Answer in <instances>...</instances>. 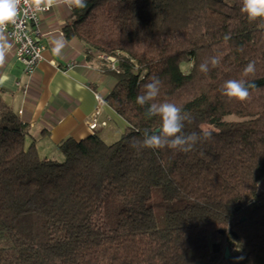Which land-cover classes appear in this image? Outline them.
Listing matches in <instances>:
<instances>
[{
	"label": "trees",
	"instance_id": "trees-1",
	"mask_svg": "<svg viewBox=\"0 0 264 264\" xmlns=\"http://www.w3.org/2000/svg\"><path fill=\"white\" fill-rule=\"evenodd\" d=\"M86 2L63 34L113 80L103 102L126 128L113 142L66 138L60 159L42 158L0 87V264H264V19L248 20L242 0ZM153 77L154 102L188 117L183 133L203 125L211 138L187 153L133 147L162 128L136 103ZM231 79L256 84L249 100L222 94Z\"/></svg>",
	"mask_w": 264,
	"mask_h": 264
},
{
	"label": "crops",
	"instance_id": "crops-1",
	"mask_svg": "<svg viewBox=\"0 0 264 264\" xmlns=\"http://www.w3.org/2000/svg\"><path fill=\"white\" fill-rule=\"evenodd\" d=\"M31 2L37 5L36 0ZM39 5L48 6L47 0ZM48 7L40 16L42 60L29 78L22 75L12 43L3 35L7 47L0 60V87L5 91L4 102L28 126L27 143L35 142L40 157L58 160L57 145L64 139L77 141L97 133L104 141L113 142L124 132L126 123L104 102L98 110L95 94L103 100L114 82L95 61L86 59L80 41L65 38L63 29L70 23L71 8ZM57 42L62 44L59 52L53 50ZM70 63L74 66L68 69ZM93 121L96 127L91 130L87 124ZM258 187L264 194V177Z\"/></svg>",
	"mask_w": 264,
	"mask_h": 264
},
{
	"label": "clouds",
	"instance_id": "clouds-1",
	"mask_svg": "<svg viewBox=\"0 0 264 264\" xmlns=\"http://www.w3.org/2000/svg\"><path fill=\"white\" fill-rule=\"evenodd\" d=\"M42 0H36L37 6ZM21 0H0V60L3 59L5 49L7 47L5 37L3 36L9 24H14L18 16ZM24 4L31 7V0H24ZM48 6L66 5L69 8H85L87 7L86 0H47ZM241 12L246 14L248 20L255 21L264 19V0H242ZM230 38L229 35L224 37L225 40ZM62 44L57 42L53 49L59 52ZM220 63V55L212 56L199 65V71L207 73L209 65L212 67ZM256 70V62L250 61L244 69V75L254 73ZM162 82L158 77H153L150 82L144 85L142 94L137 95L136 103L145 106L147 105L146 116H160L162 119V128L154 134L144 135L142 141L133 144V147L147 149H164L169 148L180 152H190L193 147L203 139H209L212 136V130L200 126V132H193L185 135L183 133L184 122L188 117L182 113V109L172 102L156 103L154 102L160 93ZM254 82H249L246 79H231L225 82L222 94L228 100L244 102L250 99V89L255 88ZM243 259V257H238Z\"/></svg>",
	"mask_w": 264,
	"mask_h": 264
},
{
	"label": "built area",
	"instance_id": "built-area-1",
	"mask_svg": "<svg viewBox=\"0 0 264 264\" xmlns=\"http://www.w3.org/2000/svg\"><path fill=\"white\" fill-rule=\"evenodd\" d=\"M31 7L24 4V0H21V4L18 10V16L14 24H9L4 31L3 35L9 39L14 49V56L16 62L21 66L22 75L29 78L35 72L38 64L42 60V52L44 50L43 45L39 41L41 36L40 32V16L49 10L48 6L35 5L31 2ZM104 58L103 56H98ZM112 62V58H105ZM74 64H68V69L72 68ZM19 86V83H16ZM95 101L97 103L98 110L103 104L102 98L95 94ZM93 119V117H92ZM103 124H105L103 122ZM89 129L96 127V122H90L87 124Z\"/></svg>",
	"mask_w": 264,
	"mask_h": 264
},
{
	"label": "rangeland",
	"instance_id": "rangeland-1",
	"mask_svg": "<svg viewBox=\"0 0 264 264\" xmlns=\"http://www.w3.org/2000/svg\"><path fill=\"white\" fill-rule=\"evenodd\" d=\"M189 69H190V65L182 66L183 72H187ZM225 120L227 121V120H237V119L235 117H225ZM151 200L155 204H158L161 201V193H160L159 188H153L152 189ZM163 212H164V210H163L162 206H160V205L155 206L154 213H155L156 223H157V226L159 228H162L165 225V219H164ZM215 242H218V240Z\"/></svg>",
	"mask_w": 264,
	"mask_h": 264
},
{
	"label": "water",
	"instance_id": "water-1",
	"mask_svg": "<svg viewBox=\"0 0 264 264\" xmlns=\"http://www.w3.org/2000/svg\"><path fill=\"white\" fill-rule=\"evenodd\" d=\"M224 256H225V258H227L229 256V250L228 249L225 250Z\"/></svg>",
	"mask_w": 264,
	"mask_h": 264
}]
</instances>
